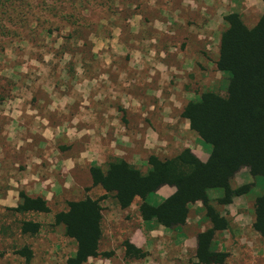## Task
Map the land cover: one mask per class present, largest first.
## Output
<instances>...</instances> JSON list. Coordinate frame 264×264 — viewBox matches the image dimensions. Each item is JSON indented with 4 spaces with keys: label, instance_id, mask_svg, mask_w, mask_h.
<instances>
[{
    "label": "rangeland",
    "instance_id": "1",
    "mask_svg": "<svg viewBox=\"0 0 264 264\" xmlns=\"http://www.w3.org/2000/svg\"><path fill=\"white\" fill-rule=\"evenodd\" d=\"M11 2L8 8L0 11V264H68L69 259L76 253V244L65 235L62 226L55 225L54 217L65 211L69 202L87 197L96 200L101 198V192L92 187L91 179L84 171L76 173L75 182L64 180L62 169L58 167V157L51 158L52 172L48 175L49 181H46L45 185L39 183L40 190L34 192L35 186L30 182L31 171L36 167L29 168L30 155L33 145L44 139V132L41 131V123L39 125L32 120H25V125L20 123L21 127L18 122L12 124L14 112L22 109L26 114V110L41 107L43 103L40 105V102L49 100L50 93L71 87L66 83L67 77L63 73L70 72L71 68L82 62L85 65L83 64L81 69L89 68V65L96 69L97 65L100 70H106V61L113 57L116 68L123 69L126 67V61L123 59L126 54H137L144 48L155 49L148 45L147 41L151 39L160 42L163 35L169 44L177 40L175 45L180 51L179 43H184L180 36L189 33L176 32L174 24L180 19L194 22L198 16L185 11H182L180 17L176 16L174 11L179 8L180 0ZM242 16L244 23L253 28L262 14L256 15L255 12L248 11ZM159 23L164 25V32L158 31ZM185 39L187 40L184 45L187 41H193ZM142 41L145 42L144 45ZM212 41L214 42V39ZM96 56L101 58L96 61ZM212 58L214 57L211 54V63H206L205 67L188 79L187 89L196 91L198 97L207 91H214L223 96L226 94L229 77L218 71V60L213 63ZM85 75L96 79V71H87ZM41 115L44 116V112H41ZM19 128L21 129L18 130ZM85 129L93 131V134L86 135L85 139L96 137V125L87 126ZM36 130L39 134L35 133ZM194 136L198 138V135ZM198 140L211 150L210 145L199 138ZM95 142L82 140L80 144H76L74 151H80L84 145L90 148L95 144L96 148ZM54 149L55 147L48 150ZM175 151L179 150L175 147L172 154L170 151L165 154L160 152L159 157L173 158L177 156ZM89 155L93 157L92 153ZM246 184H256L248 196L253 209L254 199L264 194V178L255 180L251 175H247ZM38 192L48 198L46 200L42 197L48 202L51 211L49 214H22L14 211L22 204V193L35 198ZM217 192L213 191L211 194L214 196ZM116 206L112 200H107L106 206H103L105 231L100 252L109 256L90 259L86 264H141L158 254L156 247L152 255L139 249L143 253L142 256H126L124 244L129 242L136 247L131 236L140 234L144 224L136 206L129 211L119 210L120 207L117 206V209ZM227 219L230 221L227 231L238 228L232 218L228 216ZM202 220L201 218L200 221ZM25 221L41 224L40 232L34 236L22 234L21 227ZM253 224L250 227H240L238 237L228 240L223 248L220 246L224 242L215 239L214 251L227 255L224 264H264V241L254 231ZM142 234V241L148 240L147 233ZM183 240L181 238L180 242ZM195 241L196 249L192 240L184 243L187 245L188 255H181L180 249H174L177 264H203L197 257L198 235ZM26 248L33 254L29 260L20 253Z\"/></svg>",
    "mask_w": 264,
    "mask_h": 264
},
{
    "label": "crops",
    "instance_id": "2",
    "mask_svg": "<svg viewBox=\"0 0 264 264\" xmlns=\"http://www.w3.org/2000/svg\"><path fill=\"white\" fill-rule=\"evenodd\" d=\"M182 11L198 18L194 22L180 19L174 24L176 32L189 33L180 36L184 43L187 40L185 38L193 40L187 41L186 45L179 41L180 51L175 45L177 40L169 44L163 35L160 42L151 39L147 41L148 45L155 49L144 48L137 54H126L123 58L126 67L123 69L116 68L113 57L106 61V70H100L97 65L96 69L91 65L81 69L84 64L82 62L71 68L70 72L63 73L67 77L66 83L71 87L50 93L49 100L40 102V105L43 103L41 107L26 110V114L22 109L14 112L12 124L18 122L21 127L20 123L32 120L39 125L41 123V131L44 132V139L33 145L30 155L29 168L36 167L31 171L30 182L35 186L34 192L39 189V183L45 185L46 181H49L52 157H58V167L62 169L64 180L71 182H75L76 173L82 171L88 173L91 179L90 169L94 164L106 170L107 164L118 158L146 172L147 160L151 155L159 156L160 152L165 154L169 151L172 154L175 147L179 150L175 151L177 155L189 148L202 162L209 160L211 150L200 143L198 136L196 139L190 122L182 118L185 106L198 97L196 91L187 89L188 79L205 67L206 63H211V54L214 57L213 63L218 60L221 35L226 29L224 18L221 16L225 17L231 13L244 15L248 11L263 16L264 1L180 0V6L174 14L180 17ZM157 29L164 32V25L159 23ZM142 43L144 45L145 42ZM99 58L101 57L96 56V61ZM87 71H96V79L86 77ZM41 112H44V116ZM94 125L96 137L85 139L86 135L93 134V131H87L85 128ZM35 133L39 134V131L36 130ZM82 140L92 143L96 141V148L95 144L90 148L84 145L80 151H74L76 144H80ZM54 147V150H48ZM247 175H250L248 169L240 171L236 176L235 185H247ZM96 190L101 192L100 197L105 195L101 188ZM175 193V188L165 186L149 197L148 202L157 206ZM35 195L48 199L43 193L38 192ZM215 197L217 196L214 195L213 199ZM107 200H112L115 206H118L111 197L103 201V206H106ZM139 204L140 201H136L133 206L137 207L141 218ZM133 206L124 211H129ZM220 211L223 216L232 218L239 228L217 234L215 239L224 242L220 246L223 248L228 240L238 237L240 227L252 226L254 214L248 196L234 199L231 205L220 208ZM141 221L144 224L141 231L147 233L148 240L142 241V232L135 233L131 236L132 243L151 255L153 250L158 248L155 257L141 264H177L174 249H180L181 255H188L189 251L184 243L192 240L196 249L197 235L210 228L200 202L191 207L186 225L179 229H166L154 223L144 222L142 218ZM181 238L184 239L183 242H180Z\"/></svg>",
    "mask_w": 264,
    "mask_h": 264
},
{
    "label": "trees",
    "instance_id": "3",
    "mask_svg": "<svg viewBox=\"0 0 264 264\" xmlns=\"http://www.w3.org/2000/svg\"><path fill=\"white\" fill-rule=\"evenodd\" d=\"M11 1L0 0V11L8 8ZM224 21L226 29L221 35L217 69L229 77L226 94L204 92L182 112L191 130L211 146L209 160L202 162L186 148L169 159L151 155L146 172L119 158L110 161L106 170L92 166V187L101 188L105 195L96 200L87 197L71 201L65 211L54 217L55 225L62 226L65 235L76 244V253L68 264H86L90 259L109 256L100 252L104 238L102 204L109 197L122 210L140 201L139 213L144 222L171 230L184 227L191 207L202 203L210 228L198 235L197 257L203 264L225 263L227 255L213 249L217 234L230 226L220 208L231 205L236 198L249 196L256 186H236L240 171L248 169L255 180L264 178V15L253 28L238 13L227 15ZM165 186L175 188L176 193L157 206L150 204L149 197ZM213 191H218L215 199ZM21 199L15 212H51L42 197L22 193ZM253 211V229L264 241V194L254 199ZM40 230L41 224L33 221H25L21 227L25 235L34 236ZM124 248L127 257L143 255L129 242ZM20 253L28 260L33 255L27 248Z\"/></svg>",
    "mask_w": 264,
    "mask_h": 264
}]
</instances>
